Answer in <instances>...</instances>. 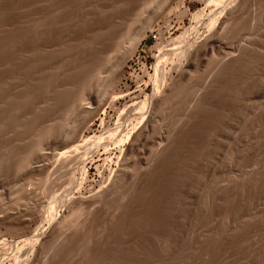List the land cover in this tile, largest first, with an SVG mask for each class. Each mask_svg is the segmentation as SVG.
I'll list each match as a JSON object with an SVG mask.
<instances>
[{
    "label": "rangeland",
    "instance_id": "rangeland-1",
    "mask_svg": "<svg viewBox=\"0 0 264 264\" xmlns=\"http://www.w3.org/2000/svg\"><path fill=\"white\" fill-rule=\"evenodd\" d=\"M0 264H264V0H0Z\"/></svg>",
    "mask_w": 264,
    "mask_h": 264
},
{
    "label": "built area",
    "instance_id": "built-area-1",
    "mask_svg": "<svg viewBox=\"0 0 264 264\" xmlns=\"http://www.w3.org/2000/svg\"><path fill=\"white\" fill-rule=\"evenodd\" d=\"M148 40H150L153 44L160 40V27L158 25L151 28L148 32ZM151 47H144L142 43H139L133 54L127 60V68L130 71V75H135L136 80H139L141 77H145L146 74L151 70L152 63L150 61ZM133 75V76H134Z\"/></svg>",
    "mask_w": 264,
    "mask_h": 264
},
{
    "label": "bare ground",
    "instance_id": "bare-ground-1",
    "mask_svg": "<svg viewBox=\"0 0 264 264\" xmlns=\"http://www.w3.org/2000/svg\"><path fill=\"white\" fill-rule=\"evenodd\" d=\"M219 1V0H218ZM230 3H232V2H230ZM241 3V2H240ZM239 5V4H238ZM232 6V5H231ZM234 6V5H233ZM233 8H235V6L233 7ZM227 9V8H226ZM224 10V9H223ZM231 10H233V9H231ZM234 10H236V9H234ZM233 10V11H234ZM229 11V10H228ZM220 12H221V10H220ZM219 12V13H220ZM218 14V13H217ZM227 14H229V13H226V15ZM230 17V16H229ZM211 19V18H210ZM225 20H227V19H225ZM225 20H223L222 19V21H225ZM146 21V20H145ZM228 22V21H227ZM226 22V23H227ZM212 23V22H211ZM145 24V23H144ZM206 24V23H205ZM145 25H147V24H145ZM207 25V24H206ZM148 26V25H147ZM147 26L145 27L144 26V28H147ZM210 26V25H209ZM215 26V25H214ZM222 26V25H221ZM210 29V28H209ZM220 29V28H219ZM226 29V28H225ZM142 31H143V26H142V29H141ZM216 30V29H215ZM140 31V30H139ZM141 31V33H139V34H141L140 36H138L139 34H138V31L136 32L138 35V37H134L135 39L134 40H131L130 42H128L127 44H129V45H127L126 47H129V49H126V50H129V52H128V54H125V55H127V56H130L129 54H131V52H132V50H133V48L137 45V43H138V41H139V39L143 36V32ZM212 31V30H211ZM214 31V30H213ZM216 31H218V30H216ZM220 31V30H219ZM135 33V34H136ZM206 34V33H205ZM219 34V33H218ZM199 35H201V34H199ZM210 36V35H209ZM133 38V37H132ZM217 38V37H216ZM206 39H209V38H206ZM218 40V39H217ZM177 41H179V39H177ZM202 42V41H201ZM206 42V41H205ZM220 42V41H219ZM157 43V42H156ZM204 43V42H203ZM155 44V43H154ZM195 44H197V43H195ZM198 45V44H197ZM199 45H200V43H199ZM211 45V44H210ZM132 47V48H131ZM181 47V46H180ZM193 47V46H192ZM205 47V46H204ZM115 49H117V48H115ZM135 50V49H134ZM107 51V50H106ZM186 52H187V50H185ZM184 51V52H185ZM108 52V51H107ZM117 52V51H116ZM134 52V51H133ZM180 52V51H179ZM112 53V52H111ZM124 53V52H123ZM114 54V53H113ZM133 54V53H132ZM182 54H183V52H182ZM231 55V54H230ZM235 55V54H234ZM127 56H125V57H127ZM125 57L124 58H122V60H120L119 62H118V65L116 66V69H115V71H114V73L116 72H119V70H120V67H121V65L123 64V62H124V60H125ZM107 59V58H106ZM180 64H181V62H180ZM108 65H109V63H108ZM107 67V66H106ZM158 79V78H157ZM140 80V79H139ZM155 82L154 83H156V80H154ZM153 82V81H152Z\"/></svg>",
    "mask_w": 264,
    "mask_h": 264
}]
</instances>
